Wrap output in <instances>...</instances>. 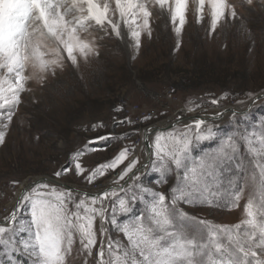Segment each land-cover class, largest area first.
Listing matches in <instances>:
<instances>
[{"label": "rangeland", "instance_id": "rangeland-1", "mask_svg": "<svg viewBox=\"0 0 264 264\" xmlns=\"http://www.w3.org/2000/svg\"><path fill=\"white\" fill-rule=\"evenodd\" d=\"M105 2L110 5L109 16L118 20V13L113 11L114 0H97L100 5ZM228 3L235 6L237 17L226 13L210 34V7L205 5L203 19L197 23L195 2L189 0L186 23L179 36L167 9L150 5L151 34H142L139 48L123 24L122 38H117L110 30L103 31L94 21L88 22V31L78 29L81 40L94 41L98 54L85 58L74 51L77 63L73 65L66 52H61V66L44 74L43 83L40 79L29 80L26 90L20 94L21 102L14 109L5 143L0 145V221L11 212L21 188L36 178L57 181L55 172L72 164L71 157L76 152L83 153L80 162L90 172L114 158L122 147L134 145L135 151L129 159L139 157L137 168L140 167L146 162L145 129L164 127L178 118L215 114L224 108L241 112L235 118L230 114L219 121L208 122L216 135L210 141L194 142V159L215 151L237 132L248 135L253 146L258 147L256 140L264 132V98L251 106L250 102L264 93V0H252L251 5L246 0H228ZM33 24L34 21L29 20V26ZM49 47L55 48V44L49 41ZM33 71L29 63L25 75ZM3 74L0 70V75ZM213 99L218 100V104H212ZM190 107L194 110L188 111ZM6 112L7 108L0 109V113ZM144 117L150 118L145 120ZM126 119L134 123H121ZM3 122L6 121L0 119V123ZM183 126L184 122L165 131ZM126 134L127 138L121 139ZM98 136L111 138L89 143ZM240 156L244 158L243 168L236 167L239 157L226 166L220 173V182L212 189L215 194L208 195L206 202L182 203L180 207L197 220L213 224L234 226L244 220L243 206L252 191L250 184L245 188L239 207H225L229 192L234 191L229 177L235 181L238 177L246 180L254 172L258 176V169L252 164L254 157L247 153L243 143ZM127 162L115 171L109 169L91 184L75 174L72 164V170L58 178V182L83 191H100L116 185L113 182ZM140 175L138 183L163 193H167L176 181L175 175L155 173L150 167ZM240 182L243 184V180ZM120 195L128 200L131 209L121 214L118 203L116 205L115 216L122 228L146 213L147 194L137 202L123 193ZM79 198L78 194L76 199ZM105 203L110 219L112 205L110 201ZM105 227L108 236L127 245L123 233L115 226L106 222ZM95 228L99 242V218ZM98 249L99 243L93 248V256H87L77 237L66 264H85V261L95 264L93 257ZM19 259L22 264H30L25 256Z\"/></svg>", "mask_w": 264, "mask_h": 264}, {"label": "snow or ice", "instance_id": "snow-or-ice-1", "mask_svg": "<svg viewBox=\"0 0 264 264\" xmlns=\"http://www.w3.org/2000/svg\"><path fill=\"white\" fill-rule=\"evenodd\" d=\"M13 7L9 14L0 19V145L5 143L6 130L12 121L14 109L20 104V94L25 91L29 80H44V74L61 66V52L76 65L74 51L87 58L98 54L94 41L81 40L78 29L88 31L94 21L103 31L122 38L121 25L128 30L137 48L144 32L151 34L150 5L167 9L170 22L177 36L186 23L189 0H114V13L119 19L109 16L110 5L97 0H10ZM197 23L203 19L205 5L210 7L211 32L226 15L237 17L236 8L228 0H194ZM251 5L252 0H246ZM71 17V19L69 18ZM33 20V26H29ZM49 41L55 48L49 47ZM179 47V41L177 42ZM47 49V51H45ZM51 56V58H48ZM29 63L34 71L25 75ZM257 99H259L257 97ZM213 99L212 104H218ZM120 110V109H117ZM193 111L191 107L187 109ZM221 113H217L216 117ZM237 113L233 112L235 118ZM214 117L213 119H215ZM150 117H144L147 120ZM179 119V118H178ZM134 123L130 119L121 121ZM239 123V122H237ZM151 129H145V133ZM122 136L121 139L127 138ZM216 133L213 125L204 118L184 122L181 129L156 131L154 139L145 137L148 161L140 168L139 157H133L135 146H124L110 161L98 165L90 172L80 162L81 152L72 155L75 174L82 176L89 184L104 176L109 169L115 171L127 164L113 182L117 187L96 195L79 194L64 186H57L58 178L72 170L69 164L55 172L57 181L41 180L24 188L18 196L15 208L0 221V264H22L19 257L29 258L30 264H66L76 238L81 250L93 256V248L99 249L93 257L95 264H264V132L260 133L253 146V140L246 134L236 133L227 138L215 151H209L193 158L195 144L213 140ZM98 136L90 144L110 139ZM219 143V142H217ZM241 143L254 159L258 169L244 180L228 178L234 191L229 192L225 207H239L245 188L250 184L252 191L243 206L245 219L234 226L213 224L197 220L185 212L180 205H195L206 202L212 189L220 182V173L237 157V168H243L244 158L240 156ZM151 168L155 173L176 176L174 186L167 193L152 190L138 183L140 173ZM135 170V171H134ZM87 173V174H86ZM86 174V175H85ZM125 177L128 179L125 180ZM243 180V184H241ZM124 181L121 185L119 182ZM131 181V184H129ZM13 183H18L13 181ZM134 202L147 194L146 213L134 218L121 228L115 213H128V200ZM110 201L112 216L106 215ZM97 205H100L97 207ZM22 213H26L22 215ZM100 220V240H97L95 223ZM108 222L121 231L127 240L125 246L107 234ZM192 225L191 227L189 225ZM21 233L25 234L21 237ZM87 264V261H85Z\"/></svg>", "mask_w": 264, "mask_h": 264}, {"label": "water", "instance_id": "water-1", "mask_svg": "<svg viewBox=\"0 0 264 264\" xmlns=\"http://www.w3.org/2000/svg\"><path fill=\"white\" fill-rule=\"evenodd\" d=\"M257 97H258L259 99L264 98V93L257 95V96H256V97L250 102V106L253 105L254 103H256V102L259 100V99H257ZM222 112H228L229 114H232L233 112L238 113V114L241 113V112H239V111L234 110L233 108H224V111H222ZM216 114H217V113H216ZM216 114H210V116H209L208 118H206V119L203 117L204 115H194V116H190V117H183V118L177 119L175 122H172V123H170V124L165 125V126L162 127V128H161V127H158V126H151V127L147 128V129H151V131L148 132V133H145V132H144V136H143V144H144L145 153H146V162H145V163H147V161H148V148H147V146H146V144H145V137H146V136H147L149 139H151V136H152L153 134H155L156 131H165V130H167V129H169V128H172V127H174V126H176V125H178V124H180V123H182V122H184V121H192V119H195V118H204L207 122L219 121L220 119H223V117H222V113H221V115L218 116V117H216ZM214 117H216V118L213 119ZM145 163H144V164H145ZM140 167H141V166H140ZM140 167H138V168H140ZM134 171H135V170H134ZM127 179H128V178H126L125 180H127ZM41 180H45V181H47V180L56 181V180H53V179H50V178H46V177H43V178H36V179L33 180L32 182L26 184L23 188H21L19 194L21 193V191H22L24 188H26V187H28V186H30V185H33L35 182H38V181H41ZM123 184H124V182L121 183V185H123ZM57 185H58V186H64V187H66V188L73 189V190H75V192L78 193V194L88 193V194H90V195H96V194H98L99 192L107 191V190H110V189H112V188L117 187V185H115V186L112 185V186H108V187H106V188H104V189H102V190H100V191H96V192H88V191H83V190L77 189V188H75V187H73V186H71V185H67V184H64V183H61V182H58V181H57ZM19 194H18V196H19ZM18 196H17V198H16V200H15V203H14V205H13L12 210L15 208V205H16V202H17V199H18ZM12 210H11V211H12Z\"/></svg>", "mask_w": 264, "mask_h": 264}, {"label": "bare ground", "instance_id": "bare-ground-1", "mask_svg": "<svg viewBox=\"0 0 264 264\" xmlns=\"http://www.w3.org/2000/svg\"><path fill=\"white\" fill-rule=\"evenodd\" d=\"M13 7V5L11 4L10 0H0V19H3L4 17H6V15H8L9 10ZM223 110H220L218 113H222V117L225 118L227 116H229L230 114L228 112H222ZM217 113V112H216ZM215 113V114H216ZM210 115H204L203 117L206 119L208 118ZM185 122V121H184ZM165 126V125H163ZM161 127V126H160ZM162 128V127H161ZM154 136V134L151 136Z\"/></svg>", "mask_w": 264, "mask_h": 264}, {"label": "built area", "instance_id": "built-area-1", "mask_svg": "<svg viewBox=\"0 0 264 264\" xmlns=\"http://www.w3.org/2000/svg\"><path fill=\"white\" fill-rule=\"evenodd\" d=\"M8 214H9V211H8Z\"/></svg>", "mask_w": 264, "mask_h": 264}]
</instances>
